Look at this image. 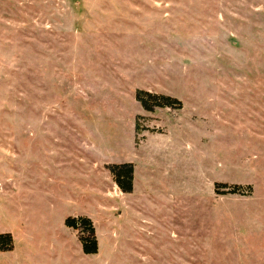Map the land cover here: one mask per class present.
<instances>
[{
	"label": "rangeland",
	"instance_id": "1",
	"mask_svg": "<svg viewBox=\"0 0 264 264\" xmlns=\"http://www.w3.org/2000/svg\"><path fill=\"white\" fill-rule=\"evenodd\" d=\"M0 236V264H264V0H0Z\"/></svg>",
	"mask_w": 264,
	"mask_h": 264
},
{
	"label": "trees",
	"instance_id": "2",
	"mask_svg": "<svg viewBox=\"0 0 264 264\" xmlns=\"http://www.w3.org/2000/svg\"><path fill=\"white\" fill-rule=\"evenodd\" d=\"M155 98V97H153ZM138 99L141 101V94H138ZM165 103L164 105L168 106V107H173L175 104H178V102L176 100H173L171 98H166L164 99ZM146 107L147 110H150L149 108H147V105L145 103L144 105ZM114 176L116 177V182L118 184V186L125 192H130L131 190V177L133 174V168L130 166H125L122 168H119L117 171H114ZM123 177H127L128 179H123ZM123 180V181H122ZM81 226H83V228L87 229V225L89 224L88 221L86 220H82L81 221ZM67 225L69 227H75L76 225V221L75 220H68L67 221ZM84 237L81 239L82 243L84 244V250L86 254H95L98 251V242L96 239V235H95V231L94 229H91L89 232L87 231V234L83 235ZM4 240H8L11 241L10 237H2L0 236V241H4ZM1 250V248H0Z\"/></svg>",
	"mask_w": 264,
	"mask_h": 264
}]
</instances>
